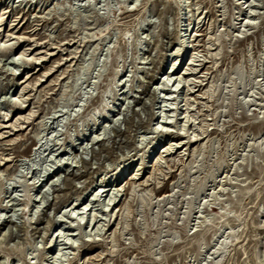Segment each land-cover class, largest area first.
Segmentation results:
<instances>
[{
  "label": "rangeland",
  "instance_id": "rangeland-1",
  "mask_svg": "<svg viewBox=\"0 0 264 264\" xmlns=\"http://www.w3.org/2000/svg\"><path fill=\"white\" fill-rule=\"evenodd\" d=\"M0 264H264V0H0Z\"/></svg>",
  "mask_w": 264,
  "mask_h": 264
},
{
  "label": "bare ground",
  "instance_id": "bare-ground-1",
  "mask_svg": "<svg viewBox=\"0 0 264 264\" xmlns=\"http://www.w3.org/2000/svg\"><path fill=\"white\" fill-rule=\"evenodd\" d=\"M182 36L180 35V38H181ZM180 51V50H179ZM181 53L179 52V54L178 55H180ZM175 65V64H174ZM111 75H113V73H111L110 74V76ZM114 76V75H113ZM240 80H241V82H244V77L243 76H240ZM101 104H102V100H101ZM190 140V139H189ZM179 144V143H178ZM36 145H37V143H36ZM168 150V149H167ZM191 163V162H190ZM189 166V165H188ZM205 184V181L203 180L201 183H200V186H199V188L197 189V191H196V194H198L199 192H200V190L202 189V187H203V185ZM134 187V186H133ZM135 188V187H134ZM174 189V188H173ZM169 196H171V193L170 192H168V193H165L164 195H163V197H159V198H162L163 200L166 198V197H169ZM79 205H80V203H76V205H75V207L74 208H77V207H79ZM190 207H189V210L186 212V214H188V213H190ZM216 233L217 232H215L214 234L216 235ZM225 246V245H224Z\"/></svg>",
  "mask_w": 264,
  "mask_h": 264
}]
</instances>
